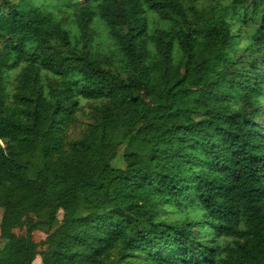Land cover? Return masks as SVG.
<instances>
[{"label": "trees", "instance_id": "1", "mask_svg": "<svg viewBox=\"0 0 264 264\" xmlns=\"http://www.w3.org/2000/svg\"><path fill=\"white\" fill-rule=\"evenodd\" d=\"M76 1L0 0V264H264V0Z\"/></svg>", "mask_w": 264, "mask_h": 264}, {"label": "rangeland", "instance_id": "2", "mask_svg": "<svg viewBox=\"0 0 264 264\" xmlns=\"http://www.w3.org/2000/svg\"><path fill=\"white\" fill-rule=\"evenodd\" d=\"M35 2L41 6H43L46 9L51 10L52 12L56 13L58 18L62 20L63 25L69 28L74 36L78 34V28H77V22H76V10L75 6H77V1L72 0L70 2L69 7L67 6H59L63 4V2L59 0H35ZM151 17V32L153 31V28L163 27L165 26L163 21H159L153 14ZM90 43L92 45V49L95 52L98 53H105L108 55H114L116 57V61L119 60L120 54L116 45V42L114 39L109 35L107 27L104 25V23L97 17L94 19L91 28H90ZM18 70H15L12 72V76L9 78L7 83V91L13 92L14 90V75ZM258 102L262 106H264V90L263 92L258 95L257 97ZM81 110L77 113L78 122L75 126L70 128L68 131L69 138H80L82 137L85 132L87 131V126L92 122L93 120V107L96 105V102L94 101H88V100H81ZM258 121L263 126V134H264V113H262L261 116L258 117ZM121 153H119L118 157L113 161V164L115 166L119 165L121 163ZM2 209L0 208V221L2 217ZM62 215V211L58 214V217L60 218ZM35 220H37L36 217H34ZM59 221H56L54 228L59 225ZM16 232L19 234L25 233V228L17 229ZM47 235V230H37L33 233V239L36 242H40L43 240ZM227 242L225 238H220L221 245H224ZM44 247L40 246L38 250H43ZM41 261V262H40ZM33 264H42L41 256L38 254L36 256V260L33 262Z\"/></svg>", "mask_w": 264, "mask_h": 264}, {"label": "crops", "instance_id": "3", "mask_svg": "<svg viewBox=\"0 0 264 264\" xmlns=\"http://www.w3.org/2000/svg\"><path fill=\"white\" fill-rule=\"evenodd\" d=\"M35 260H36V259H35ZM35 260H34V261H35ZM40 262H41V261H40Z\"/></svg>", "mask_w": 264, "mask_h": 264}]
</instances>
